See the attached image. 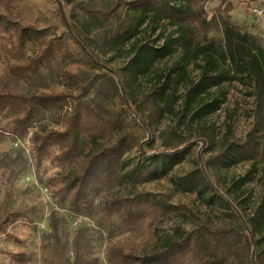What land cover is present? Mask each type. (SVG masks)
<instances>
[{
  "label": "trees",
  "instance_id": "trees-1",
  "mask_svg": "<svg viewBox=\"0 0 264 264\" xmlns=\"http://www.w3.org/2000/svg\"><path fill=\"white\" fill-rule=\"evenodd\" d=\"M202 1L116 0L106 8L84 4L83 10L89 15L93 26L102 30L105 41L112 45L124 44L137 37L146 21L154 23L164 20L165 25L173 28L161 45L150 42L133 43L132 57L118 71L97 56L69 21L63 1L57 0L62 21L74 42L93 64L113 78L114 88L123 103L149 133L146 141H153L155 125L164 118H170L174 122L172 133L176 140L172 146L147 153L143 149L145 140H139L133 132L124 131L120 112L113 111L110 115L109 110L105 112L103 108L92 109L81 100L88 90L82 76L76 73L69 72L67 75L75 89L81 90L78 94L56 90H0V114L7 109L12 110V132L19 137H24L38 117L47 110H55L64 118V130L36 131L30 140L33 153L39 161L51 154L53 145L64 147L57 157L63 164L70 165L71 169L68 174L59 177V184L54 192L62 201H68L74 210L80 212L88 207L93 195L104 183L121 184L125 177H129L133 179L132 183L137 184L168 175L191 152L195 141L199 142L200 148L215 146L217 139L214 126L202 121L219 108L223 101L220 98L223 94L221 91L227 82L239 81L250 86L253 125L244 139H236L230 124L219 151L210 156L208 161L225 164L232 157L264 161V37L236 24L229 14L232 4L226 3V0L222 4L226 3L228 6L217 21V25L222 28L223 37L218 39L209 36L206 31L211 20L205 16ZM125 5L128 9L123 12ZM0 28L7 33L6 39L13 50L22 49L29 41L37 45L36 54L25 63L10 65L9 72L13 76L38 79L42 75V66L49 65L51 58L58 53L72 55L66 41L60 37H50L48 28L22 24L2 13ZM1 48L7 49L8 46L0 42V53ZM176 52H180L179 59L167 70L157 74V81L139 98L137 108L136 85L149 73L157 72L156 64L160 59L167 55L173 56ZM192 64L196 66L198 74L195 78L188 79ZM70 102L71 109L64 112L63 108ZM193 125L197 126L195 137H188L180 130L190 129ZM135 147L139 148L145 160L130 173H125L123 157ZM200 157L199 152V168L174 180L175 184L190 188L202 184L200 193L210 188L211 201H218L225 206L230 219L245 234L249 244V264H252L253 250L256 264H264V188L258 203L248 212L244 194L239 189L233 192L220 188L209 171L208 161H201ZM241 181L243 184L246 179H241L238 185H241ZM7 201L8 198L0 219V233L21 216L19 209L8 208ZM102 212L104 218L118 213L133 221L172 213L185 217L187 210L184 205L150 200L138 194L113 197L102 203ZM199 228L201 233L195 239L191 232H181V228H177L175 233L164 238L159 250L145 255H137L132 250L119 252L109 257L110 262L185 264L189 252L195 260L192 264H228L231 255L228 238L233 228L216 229L209 224H201ZM250 234L254 236V242L250 240Z\"/></svg>",
  "mask_w": 264,
  "mask_h": 264
},
{
  "label": "rangeland",
  "instance_id": "rangeland-1",
  "mask_svg": "<svg viewBox=\"0 0 264 264\" xmlns=\"http://www.w3.org/2000/svg\"><path fill=\"white\" fill-rule=\"evenodd\" d=\"M64 11L77 32L95 50L97 56L118 71L132 57L133 43L150 42L161 45L173 28L165 25L164 20L154 23L146 21L141 26L137 37L124 44H110L105 41L102 30L93 26L89 15L83 10L84 4L106 8L116 0H62ZM130 1V0H129ZM224 1V0H221ZM228 5L218 0H203L201 7L205 16L211 20L206 31L209 36L222 38L223 32L217 21L219 15ZM128 7H123V12ZM0 13L19 20L22 24H31L37 28H48L50 37H60L66 41L72 55L58 53L51 58L49 65L42 66V75L38 79H25L13 76L9 72L10 65L25 63L37 52V45L29 41L22 49L13 50L6 39L7 33L0 28V42L7 45L0 53V90L30 92L37 90L67 91L78 94L81 90L69 80L67 73L82 76L88 93L81 100L92 109L103 108L105 112H120L123 118L124 131L133 132L139 140H145L143 149L147 153L172 146L176 141L173 135L174 122L164 118L154 126L153 141H146L149 133L139 123L135 114L123 103L115 90L114 80L105 70L93 64L80 50L62 21L57 0H0ZM244 29L247 25H240ZM251 32V31H250ZM252 33V32H251ZM259 35V34H258ZM180 52L167 55L156 64L157 72H151L137 88L135 106H139V98L157 81V74L167 70L179 59ZM187 78H195L198 74L195 65H190ZM250 86L239 81L227 82L220 98L223 100L219 108L204 117L203 123L214 126L217 143L212 148H200L199 142L193 143L191 152L185 159L176 164L168 175L146 182L134 184L133 179L125 177L121 184L104 183L93 195L92 203L78 212L71 208L68 201H62L55 194L59 177L70 172L71 166L63 164L58 154L64 149L59 144L52 147L50 155L41 161L36 159L30 137L36 131L50 129L64 130L65 120L55 110H47L33 123L24 137L12 132V110L7 109L0 114V219L3 216L4 203L8 198V208L19 209L21 216L0 233V264H112L109 257L119 252L133 251L137 255L150 254L159 250L169 234L181 228V232L192 233L195 239L201 233L199 226L209 224L218 228H233L228 238L231 255L228 264H249V244L239 225L233 222L225 206L211 201L212 190L207 188L199 192L202 184L195 188L182 187L174 180L198 169L197 156L208 161L217 153L221 142L231 124L234 138L244 139L253 125V97ZM182 88L179 90L181 93ZM71 101V100H70ZM72 102L65 105L70 110ZM65 112V111H64ZM197 126L190 129L181 128L188 137L196 136ZM18 143V145H16ZM234 156V155H232ZM125 173L139 165L144 159L138 147L127 151L124 155ZM255 164V165H254ZM208 168L223 190L244 194L248 212L258 203L264 188V161L232 157L225 164L208 161ZM173 177V178H172ZM241 179L245 183L238 185ZM239 186V187H238ZM138 194L150 200H159L186 207V216L176 214L159 215L148 219L129 221L128 216L114 213L104 218L102 203L113 197L136 196ZM258 236V233L257 235ZM20 258V259H19ZM194 258L187 252L185 264H192Z\"/></svg>",
  "mask_w": 264,
  "mask_h": 264
},
{
  "label": "crops",
  "instance_id": "crops-1",
  "mask_svg": "<svg viewBox=\"0 0 264 264\" xmlns=\"http://www.w3.org/2000/svg\"><path fill=\"white\" fill-rule=\"evenodd\" d=\"M226 3L232 4L229 14L236 24L247 25L253 34L264 37V15L255 17L251 11L252 6H264V0H226Z\"/></svg>",
  "mask_w": 264,
  "mask_h": 264
},
{
  "label": "built area",
  "instance_id": "built-area-1",
  "mask_svg": "<svg viewBox=\"0 0 264 264\" xmlns=\"http://www.w3.org/2000/svg\"><path fill=\"white\" fill-rule=\"evenodd\" d=\"M251 11L255 17L263 16L264 15V6H262V5L252 6ZM16 145H18V143H16Z\"/></svg>",
  "mask_w": 264,
  "mask_h": 264
},
{
  "label": "water",
  "instance_id": "water-1",
  "mask_svg": "<svg viewBox=\"0 0 264 264\" xmlns=\"http://www.w3.org/2000/svg\"><path fill=\"white\" fill-rule=\"evenodd\" d=\"M250 240L254 242V236H252V234H250ZM254 255H255V250L252 251V257H253L252 264H256Z\"/></svg>",
  "mask_w": 264,
  "mask_h": 264
}]
</instances>
